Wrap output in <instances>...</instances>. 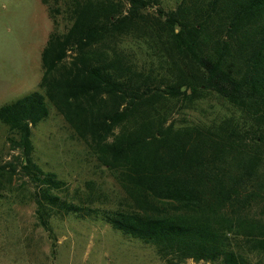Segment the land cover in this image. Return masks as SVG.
<instances>
[{
	"label": "trees",
	"instance_id": "16d2710c",
	"mask_svg": "<svg viewBox=\"0 0 264 264\" xmlns=\"http://www.w3.org/2000/svg\"><path fill=\"white\" fill-rule=\"evenodd\" d=\"M80 1L64 31L48 33L36 88L0 105L51 257L48 221L70 215L151 246L166 264H264V0H179L152 19L140 11L155 0H124V12ZM124 34L150 39L147 67L116 49ZM205 92L235 116L177 122V107ZM49 108L110 173L122 192L112 207H93L91 195L67 201L65 183L34 162L31 128ZM14 175L0 164V200Z\"/></svg>",
	"mask_w": 264,
	"mask_h": 264
},
{
	"label": "rangeland",
	"instance_id": "374dc122",
	"mask_svg": "<svg viewBox=\"0 0 264 264\" xmlns=\"http://www.w3.org/2000/svg\"><path fill=\"white\" fill-rule=\"evenodd\" d=\"M76 1L82 3L80 0H47L46 4L40 0H0V105L36 88L41 73L40 50L53 28L62 32L68 26V10ZM112 1L121 4L122 12L126 10L124 0ZM178 1L155 0V4L140 12L152 19L156 8L173 9ZM149 43L150 39L124 34L116 40V49L125 50L138 63H148ZM173 116L177 122L185 120L208 126L235 116V111L215 93L205 92L177 107ZM8 136L6 127L0 123V164L9 162L15 172L10 184L13 193L0 200V258L4 257L10 264H166L151 246L123 236L98 220L70 215L48 221L55 240L51 257L52 240L35 220L34 204L29 200L33 188L27 178L17 173L19 151L11 148ZM30 140L34 162L43 172L53 173L65 183L67 201L77 204L78 199L91 195L96 199L93 207L108 209L122 197L110 173L96 165L84 144L52 108L46 118L31 128ZM256 212L257 208L252 207L247 213L254 216ZM254 260L252 257V264ZM179 264L205 263L185 260Z\"/></svg>",
	"mask_w": 264,
	"mask_h": 264
},
{
	"label": "crops",
	"instance_id": "0c3cea01",
	"mask_svg": "<svg viewBox=\"0 0 264 264\" xmlns=\"http://www.w3.org/2000/svg\"><path fill=\"white\" fill-rule=\"evenodd\" d=\"M3 258H4V257H1V258H0V264H10V263H9L10 261H5ZM8 258H10V257H8Z\"/></svg>",
	"mask_w": 264,
	"mask_h": 264
}]
</instances>
